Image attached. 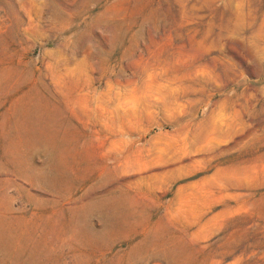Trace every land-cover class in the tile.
I'll use <instances>...</instances> for the list:
<instances>
[{"label":"rangeland","instance_id":"obj_1","mask_svg":"<svg viewBox=\"0 0 264 264\" xmlns=\"http://www.w3.org/2000/svg\"><path fill=\"white\" fill-rule=\"evenodd\" d=\"M0 264H264V0H0Z\"/></svg>","mask_w":264,"mask_h":264}]
</instances>
